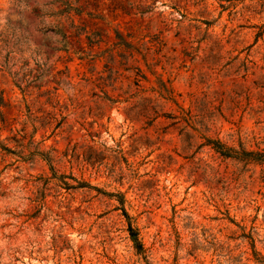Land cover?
<instances>
[{"label":"rangeland","instance_id":"374dc122","mask_svg":"<svg viewBox=\"0 0 264 264\" xmlns=\"http://www.w3.org/2000/svg\"><path fill=\"white\" fill-rule=\"evenodd\" d=\"M258 154L264 0H0V264H264Z\"/></svg>","mask_w":264,"mask_h":264},{"label":"trees","instance_id":"16d2710c","mask_svg":"<svg viewBox=\"0 0 264 264\" xmlns=\"http://www.w3.org/2000/svg\"><path fill=\"white\" fill-rule=\"evenodd\" d=\"M218 146H221V148H223L222 145H218ZM221 150L220 152H223V156H226V157H230L231 155H229L228 153H225L224 151H222L223 149H219ZM256 158H258V160H264V155L263 154H258L256 155ZM131 232V238H132V241L135 245V249L137 250V252L139 254H142L144 252V246L143 244L140 242L139 238H138V235L137 233L134 231V230H130Z\"/></svg>","mask_w":264,"mask_h":264}]
</instances>
